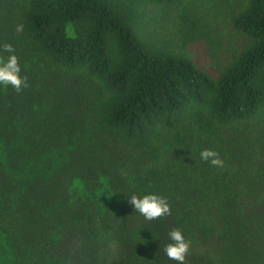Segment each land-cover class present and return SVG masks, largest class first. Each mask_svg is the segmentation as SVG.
I'll use <instances>...</instances> for the list:
<instances>
[{"label":"trees","instance_id":"trees-1","mask_svg":"<svg viewBox=\"0 0 264 264\" xmlns=\"http://www.w3.org/2000/svg\"><path fill=\"white\" fill-rule=\"evenodd\" d=\"M6 43L0 264H178L175 228L185 264H264V0H0Z\"/></svg>","mask_w":264,"mask_h":264},{"label":"clouds","instance_id":"clouds-1","mask_svg":"<svg viewBox=\"0 0 264 264\" xmlns=\"http://www.w3.org/2000/svg\"><path fill=\"white\" fill-rule=\"evenodd\" d=\"M22 26H18L17 31H21ZM4 52L11 53L5 60L0 56V85H11L17 92L23 87H27V77L20 75L21 68L18 57L14 54L15 50L11 44L2 46ZM205 161H210L213 166L223 167L224 162L219 158V153L205 149L200 153ZM128 202L140 213L146 220H155L165 215L171 214L170 205L165 197L156 194H147L143 197L131 195ZM171 243L167 244L164 251L170 260L185 264L186 256L190 251L191 241L186 240L182 231L178 228L169 232Z\"/></svg>","mask_w":264,"mask_h":264},{"label":"rangeland","instance_id":"rangeland-1","mask_svg":"<svg viewBox=\"0 0 264 264\" xmlns=\"http://www.w3.org/2000/svg\"><path fill=\"white\" fill-rule=\"evenodd\" d=\"M199 54V53H198ZM120 244H112L110 246H108L107 248V254H108V258L114 256L116 253H118Z\"/></svg>","mask_w":264,"mask_h":264}]
</instances>
